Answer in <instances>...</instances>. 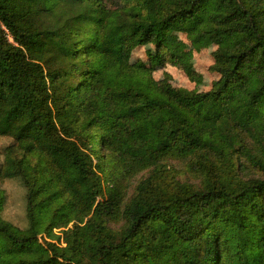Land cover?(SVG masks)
<instances>
[{
  "label": "trees",
  "instance_id": "trees-1",
  "mask_svg": "<svg viewBox=\"0 0 264 264\" xmlns=\"http://www.w3.org/2000/svg\"><path fill=\"white\" fill-rule=\"evenodd\" d=\"M125 1L0 0V264H264V144L222 128L264 104V0ZM91 49L161 73L136 154L85 123Z\"/></svg>",
  "mask_w": 264,
  "mask_h": 264
},
{
  "label": "rangeland",
  "instance_id": "rangeland-1",
  "mask_svg": "<svg viewBox=\"0 0 264 264\" xmlns=\"http://www.w3.org/2000/svg\"><path fill=\"white\" fill-rule=\"evenodd\" d=\"M120 5L127 6V3L125 0H120ZM92 50L82 51L83 54H90L89 59L81 58L85 66L95 70L91 76V86L97 90L96 95L86 104L85 123L95 118H102L109 127L118 128V132L111 135L116 143L124 145L130 153L136 154L134 140L154 133L171 117L162 103L154 101L147 112L136 115L133 120H126L125 100L130 92L144 94L151 86L153 78H162L161 73L132 67L131 59L128 60L119 49L109 54H98L96 50L97 53ZM83 76L84 74L79 75V79L81 80ZM236 126L244 127L264 144V104L254 106L248 113H241L237 109L228 107L222 125L223 131L228 136L238 138ZM72 225L73 223L69 226ZM83 229L85 241L86 230ZM55 242L61 246L60 241L55 240Z\"/></svg>",
  "mask_w": 264,
  "mask_h": 264
}]
</instances>
